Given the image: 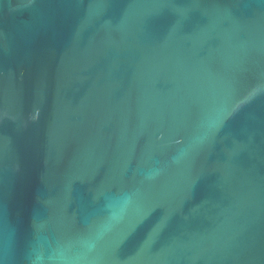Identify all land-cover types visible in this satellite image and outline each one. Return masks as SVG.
Listing matches in <instances>:
<instances>
[{
    "label": "water",
    "instance_id": "obj_1",
    "mask_svg": "<svg viewBox=\"0 0 264 264\" xmlns=\"http://www.w3.org/2000/svg\"><path fill=\"white\" fill-rule=\"evenodd\" d=\"M0 264H264V0H0Z\"/></svg>",
    "mask_w": 264,
    "mask_h": 264
}]
</instances>
